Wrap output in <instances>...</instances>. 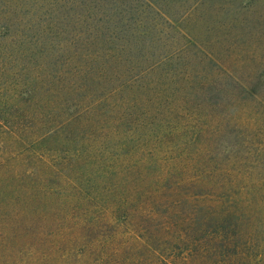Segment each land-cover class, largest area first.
<instances>
[{
  "label": "trees",
  "instance_id": "obj_1",
  "mask_svg": "<svg viewBox=\"0 0 264 264\" xmlns=\"http://www.w3.org/2000/svg\"><path fill=\"white\" fill-rule=\"evenodd\" d=\"M170 5L0 0V264H264V202L213 180L206 56Z\"/></svg>",
  "mask_w": 264,
  "mask_h": 264
},
{
  "label": "rangeland",
  "instance_id": "obj_2",
  "mask_svg": "<svg viewBox=\"0 0 264 264\" xmlns=\"http://www.w3.org/2000/svg\"><path fill=\"white\" fill-rule=\"evenodd\" d=\"M201 1V2H200ZM171 0L170 13L186 16L177 22L185 39L195 47L187 59L189 74L201 80L196 95L202 102L207 124L210 167L215 162L220 172L213 180L240 183L248 197L264 202V0ZM186 2V3H185ZM180 31V30H179ZM174 32H167V36ZM155 51V50H154ZM130 51H127L128 55ZM128 56L126 63L133 83L142 85L151 79H135L136 71L148 66ZM126 59V58H125ZM137 64V65H136ZM125 64L115 58L108 64L111 74L120 77ZM200 74V75H197ZM182 83L179 81V84ZM115 84V83H113ZM18 169L21 168L18 166ZM216 172V171H215ZM260 213V210H259ZM27 244V241L25 240Z\"/></svg>",
  "mask_w": 264,
  "mask_h": 264
}]
</instances>
